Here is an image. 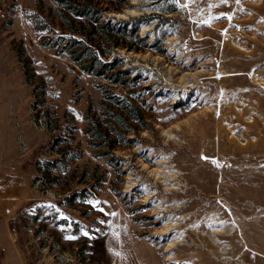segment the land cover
I'll use <instances>...</instances> for the list:
<instances>
[{
    "label": "rangeland",
    "instance_id": "1",
    "mask_svg": "<svg viewBox=\"0 0 264 264\" xmlns=\"http://www.w3.org/2000/svg\"><path fill=\"white\" fill-rule=\"evenodd\" d=\"M90 2L128 86L46 44L87 26L58 0H0V264H264V0Z\"/></svg>",
    "mask_w": 264,
    "mask_h": 264
},
{
    "label": "trees",
    "instance_id": "2",
    "mask_svg": "<svg viewBox=\"0 0 264 264\" xmlns=\"http://www.w3.org/2000/svg\"><path fill=\"white\" fill-rule=\"evenodd\" d=\"M58 2L65 6L61 10V13L66 24L71 25L72 22L75 23L76 18H84L85 20L81 21L80 25H87V29L75 30L74 34L69 37L63 32L61 35L49 38L46 44L57 48V51L60 53L68 54L88 74H93L96 77L125 86L130 85L131 81H135L136 78L131 76V71L123 68V61L120 58H109L104 51L106 44L108 46H118L123 43L112 41L113 37L110 34L115 28L112 23L104 20L101 21L102 9L95 6V4L92 5L90 0H58ZM70 16H73V19ZM131 32L135 33L136 30L132 29ZM54 39H56V42H53ZM101 86L104 88V91L111 90L105 85ZM90 111L91 104L86 115V127L84 131L93 138L92 144L103 146L105 144V141H102L103 139H109L110 134H113V132L121 133L122 130L116 129V127H113V129L109 128V125L103 126L100 121H91L89 116ZM111 116L122 122L124 114L115 112ZM139 118L142 119V116L139 115ZM111 138H113L112 135ZM109 144L107 147L112 149L114 145L112 143Z\"/></svg>",
    "mask_w": 264,
    "mask_h": 264
},
{
    "label": "snow or ice",
    "instance_id": "3",
    "mask_svg": "<svg viewBox=\"0 0 264 264\" xmlns=\"http://www.w3.org/2000/svg\"><path fill=\"white\" fill-rule=\"evenodd\" d=\"M85 235H87V233H85ZM68 239H74L75 237H67Z\"/></svg>",
    "mask_w": 264,
    "mask_h": 264
}]
</instances>
